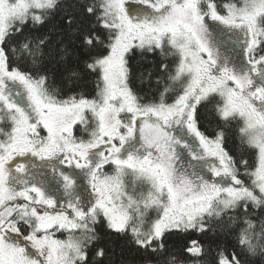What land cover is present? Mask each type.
I'll use <instances>...</instances> for the list:
<instances>
[{
    "label": "snow or ice",
    "instance_id": "6c2138e0",
    "mask_svg": "<svg viewBox=\"0 0 264 264\" xmlns=\"http://www.w3.org/2000/svg\"><path fill=\"white\" fill-rule=\"evenodd\" d=\"M133 3L0 0V264H264V0Z\"/></svg>",
    "mask_w": 264,
    "mask_h": 264
},
{
    "label": "trees",
    "instance_id": "16d2710c",
    "mask_svg": "<svg viewBox=\"0 0 264 264\" xmlns=\"http://www.w3.org/2000/svg\"><path fill=\"white\" fill-rule=\"evenodd\" d=\"M171 59V58H169ZM94 79V78H93ZM171 82L167 81L166 79L163 80V82L160 85V89L163 90L165 86H168ZM173 87L176 89V91H179V85H173ZM77 91H80V89H77ZM83 91L86 95L91 98L95 95L94 90V83L90 80V82L87 84L86 87L83 88ZM176 92H172L170 94V98L168 102H172V99L174 98ZM0 127H4V125H0ZM81 126L77 125L74 129L75 134L78 137L87 138V133H84L80 130ZM44 134L43 131L41 133ZM235 143H238L236 141ZM110 170V166L106 167V171ZM150 215H154L153 212L149 213ZM100 235H101V241L100 243L104 244L105 246L109 247L112 251V264H145L143 256L137 252L132 246L128 245L123 238H119L115 235H107L106 231L103 228L99 229ZM58 238H64L61 236L60 233H57ZM172 240L175 242L178 240L177 237H172Z\"/></svg>",
    "mask_w": 264,
    "mask_h": 264
},
{
    "label": "rangeland",
    "instance_id": "374dc122",
    "mask_svg": "<svg viewBox=\"0 0 264 264\" xmlns=\"http://www.w3.org/2000/svg\"><path fill=\"white\" fill-rule=\"evenodd\" d=\"M129 4H130L132 7H139V5H136V4L133 3V0H129ZM208 23H209L210 25L213 24V22H211V21H208ZM27 159H28V158H18V160H20L21 162H25V161H27ZM32 159L34 160V162H35L37 165H40V164L44 163V162H41V161H39V160H36L35 158H32ZM53 163H55V162H53ZM59 167L62 168V169H63L64 171H66V172H72V171H73L72 169H68V168H67L66 166H64V165H59ZM44 171H45V173H46L49 177H52V176L55 175L54 173H52L51 168L44 169ZM76 171H79V170H76ZM109 171H111V167H110V170H109ZM78 185H79V187L77 188V191H80L81 188H83V187H87V182L84 181V180H78Z\"/></svg>",
    "mask_w": 264,
    "mask_h": 264
}]
</instances>
